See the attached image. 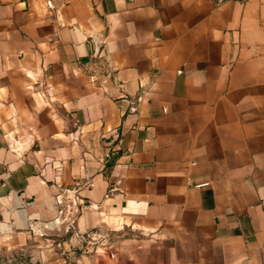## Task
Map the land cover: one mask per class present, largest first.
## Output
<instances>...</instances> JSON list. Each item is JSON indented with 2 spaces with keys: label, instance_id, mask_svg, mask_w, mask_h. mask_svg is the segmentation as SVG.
I'll return each mask as SVG.
<instances>
[{
  "label": "crops",
  "instance_id": "1",
  "mask_svg": "<svg viewBox=\"0 0 264 264\" xmlns=\"http://www.w3.org/2000/svg\"><path fill=\"white\" fill-rule=\"evenodd\" d=\"M0 264H264V0H0Z\"/></svg>",
  "mask_w": 264,
  "mask_h": 264
},
{
  "label": "water",
  "instance_id": "2",
  "mask_svg": "<svg viewBox=\"0 0 264 264\" xmlns=\"http://www.w3.org/2000/svg\"><path fill=\"white\" fill-rule=\"evenodd\" d=\"M63 199V202L67 205V213L65 215V218L59 217L56 219L55 223H51L46 227V233L55 237H64L71 224L74 223V220L78 216L79 209L74 201L73 197Z\"/></svg>",
  "mask_w": 264,
  "mask_h": 264
},
{
  "label": "built area",
  "instance_id": "3",
  "mask_svg": "<svg viewBox=\"0 0 264 264\" xmlns=\"http://www.w3.org/2000/svg\"><path fill=\"white\" fill-rule=\"evenodd\" d=\"M66 213H67V211H66ZM66 213H65V215H66ZM65 215H64L63 219L65 218ZM72 225L73 224L70 225L69 229L72 227ZM69 229H68V231H69Z\"/></svg>",
  "mask_w": 264,
  "mask_h": 264
}]
</instances>
